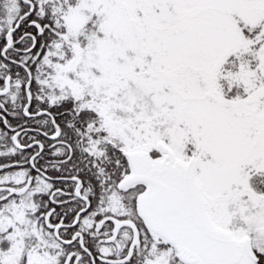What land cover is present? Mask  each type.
Wrapping results in <instances>:
<instances>
[{
    "label": "snow or ice",
    "instance_id": "6c2138e0",
    "mask_svg": "<svg viewBox=\"0 0 264 264\" xmlns=\"http://www.w3.org/2000/svg\"><path fill=\"white\" fill-rule=\"evenodd\" d=\"M0 264H264V0H0Z\"/></svg>",
    "mask_w": 264,
    "mask_h": 264
}]
</instances>
